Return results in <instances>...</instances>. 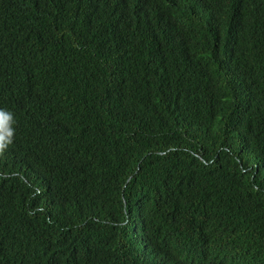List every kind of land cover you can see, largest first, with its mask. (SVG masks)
Listing matches in <instances>:
<instances>
[{
	"label": "trees",
	"instance_id": "16d2710c",
	"mask_svg": "<svg viewBox=\"0 0 264 264\" xmlns=\"http://www.w3.org/2000/svg\"><path fill=\"white\" fill-rule=\"evenodd\" d=\"M0 109V264H264V0H0Z\"/></svg>",
	"mask_w": 264,
	"mask_h": 264
},
{
	"label": "clouds",
	"instance_id": "9594fccd",
	"mask_svg": "<svg viewBox=\"0 0 264 264\" xmlns=\"http://www.w3.org/2000/svg\"><path fill=\"white\" fill-rule=\"evenodd\" d=\"M15 123L14 114L11 111L0 109V152L5 151L13 143ZM124 223L126 220L123 221L122 225Z\"/></svg>",
	"mask_w": 264,
	"mask_h": 264
}]
</instances>
